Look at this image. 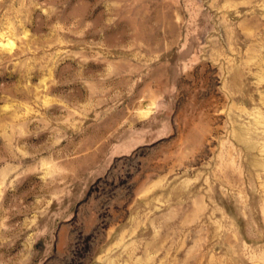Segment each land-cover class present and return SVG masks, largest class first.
I'll return each instance as SVG.
<instances>
[{"label": "rangeland", "instance_id": "rangeland-1", "mask_svg": "<svg viewBox=\"0 0 264 264\" xmlns=\"http://www.w3.org/2000/svg\"><path fill=\"white\" fill-rule=\"evenodd\" d=\"M0 264H264V0H0Z\"/></svg>", "mask_w": 264, "mask_h": 264}]
</instances>
